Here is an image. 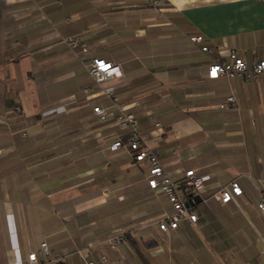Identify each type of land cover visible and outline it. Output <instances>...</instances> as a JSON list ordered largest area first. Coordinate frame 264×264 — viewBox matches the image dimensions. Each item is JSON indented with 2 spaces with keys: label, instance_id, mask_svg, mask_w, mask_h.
<instances>
[{
  "label": "crops",
  "instance_id": "1",
  "mask_svg": "<svg viewBox=\"0 0 264 264\" xmlns=\"http://www.w3.org/2000/svg\"><path fill=\"white\" fill-rule=\"evenodd\" d=\"M69 36L88 53L74 55ZM203 45L216 59L232 49L249 65L264 58V0H0V264H23L43 241L57 264H190L195 251L180 243L194 235L203 249L214 220L246 255H264V80L208 78ZM96 57L120 66L105 86L137 115L171 178L208 176L196 223L169 233L148 223L169 204L149 191L146 163L108 151L116 127L91 107L110 103L84 67ZM233 179L242 195L212 196ZM117 234L124 242L112 249Z\"/></svg>",
  "mask_w": 264,
  "mask_h": 264
},
{
  "label": "built area",
  "instance_id": "2",
  "mask_svg": "<svg viewBox=\"0 0 264 264\" xmlns=\"http://www.w3.org/2000/svg\"><path fill=\"white\" fill-rule=\"evenodd\" d=\"M158 6V2L149 3ZM191 40L195 43H202L203 38L200 35L194 36ZM68 49L76 56L81 57L88 53L89 49L81 42L79 37L69 36L63 39ZM202 51L211 56V63L207 69V75L210 79L224 77L228 80L234 77H241L245 82H252L258 79L264 80V58L256 60L249 65L243 58L238 56L235 50H229L225 59H216L213 57V50L203 45ZM84 67L93 79L95 85L99 88V94L109 101V106L104 107L95 103L91 107L93 117L98 123H109L112 121L119 130L113 141L108 145V151L127 153L135 163H146L147 174L146 183L151 193L165 197L169 204V210L155 217L153 220L158 229L163 233H169L175 230L182 222L196 223L198 212L195 208L194 196H199L204 188L208 176L199 175L194 169L186 170L183 174L181 189L161 163L158 152L149 148L145 142L140 130L139 120L136 114L124 109L119 98L115 94L113 87L105 86L112 79L121 77L120 66L103 58H92L84 63ZM83 92L91 99L92 92L90 88H85ZM235 102V97L229 95L225 101L220 104L221 108L227 107L229 103ZM14 112L20 113L21 108L16 107ZM125 138V139H124ZM183 191V195L180 194ZM243 190L237 179L231 180L226 186L213 193V197L221 203H228L233 197L242 195ZM201 203H206L207 199H201ZM257 208L264 214V190L261 191L260 198L257 201ZM124 239L121 234H117L109 239L108 246L115 249L122 244ZM39 254L42 256L39 258ZM60 257L52 251L48 244L43 241L40 243L39 251H31L23 264H57ZM99 261L105 262L104 256ZM84 264H95L92 260H85Z\"/></svg>",
  "mask_w": 264,
  "mask_h": 264
},
{
  "label": "rangeland",
  "instance_id": "3",
  "mask_svg": "<svg viewBox=\"0 0 264 264\" xmlns=\"http://www.w3.org/2000/svg\"><path fill=\"white\" fill-rule=\"evenodd\" d=\"M15 113L19 114L17 112ZM2 152L4 154L1 157L9 156L10 152L4 150H2L1 153ZM2 171H4V169H1L0 167V187L3 184V182L1 181V177L6 176L7 174L6 172L2 174ZM5 181H6L5 184L7 185L8 190L11 194L12 193L11 183L9 179ZM157 196H154L155 200L158 198ZM14 197L15 195L11 194V198ZM21 197L24 198L25 195H22ZM72 202L73 201L70 200L64 203L70 204ZM151 221H153V219L148 221V223ZM229 229H230L229 227L225 228L219 226L216 220L212 221L209 228L210 230L209 235H213V236L211 237V239H209L208 237L209 235L207 236L205 234V236L207 237L204 241H202V244L204 246L203 249L199 247L198 241L195 239L194 235L188 236L187 234L186 235L187 243L186 241L181 242L180 245L186 246V248L188 246L193 247L195 254L190 264H264V255L259 256L257 253H253V255L252 254L246 255V253L242 251V245H241L242 243L241 242L238 243L234 237L231 238L230 237L231 235L228 236L229 233L231 232L229 231Z\"/></svg>",
  "mask_w": 264,
  "mask_h": 264
},
{
  "label": "trees",
  "instance_id": "4",
  "mask_svg": "<svg viewBox=\"0 0 264 264\" xmlns=\"http://www.w3.org/2000/svg\"><path fill=\"white\" fill-rule=\"evenodd\" d=\"M99 124H108V123H99ZM119 133V130L116 128V134H118ZM125 139V138H124ZM132 160V159H131ZM133 161V160H132ZM134 162V161H133ZM182 180V179H181ZM181 180L178 182V184H179V186H180V188L181 189H184L183 188V186H182V184H181Z\"/></svg>",
  "mask_w": 264,
  "mask_h": 264
},
{
  "label": "water",
  "instance_id": "5",
  "mask_svg": "<svg viewBox=\"0 0 264 264\" xmlns=\"http://www.w3.org/2000/svg\"><path fill=\"white\" fill-rule=\"evenodd\" d=\"M197 199H198V197H197ZM199 200V199H198Z\"/></svg>",
  "mask_w": 264,
  "mask_h": 264
}]
</instances>
